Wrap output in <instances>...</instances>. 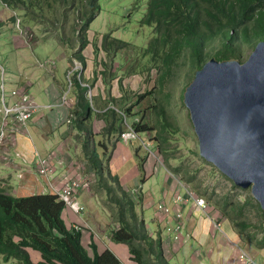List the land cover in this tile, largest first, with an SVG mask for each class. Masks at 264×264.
<instances>
[{"label": "trees", "instance_id": "1", "mask_svg": "<svg viewBox=\"0 0 264 264\" xmlns=\"http://www.w3.org/2000/svg\"><path fill=\"white\" fill-rule=\"evenodd\" d=\"M99 1L0 0V6L12 12L8 20L2 19L0 31L9 25L16 26L19 22L18 32L28 29L33 34L39 27L44 32H58V46L68 42L80 47L72 56L84 67L86 59L83 51L88 45L93 46L92 83L88 84L83 74L79 79L76 74L72 81V86L77 89V104L71 110V115L74 128L82 137L84 159V170L78 176L88 178L92 174L96 186L104 191L107 204L114 207L108 216L112 221L109 238L112 243L128 248L132 263L170 264L160 233L151 234L144 217L137 213L140 205L137 203L141 197L138 196L135 203L117 175L113 176L111 171L110 156L118 143L122 142V135L127 130L122 116H132V107L135 105L127 107L124 101H131V97L126 95L122 85H119L122 94L120 99L111 95V84L117 76L115 69L108 71L106 60L111 62L112 67L118 53L124 51L127 54L131 45L113 38L110 33L102 37L100 46L88 40L89 27L101 9ZM141 1L134 0V10L139 9ZM139 24L151 28V36L145 47L134 49L132 61H126L122 66L127 68L126 74L130 75H149L155 71L158 75V94L162 95L165 85L180 69L186 70V77H192L211 59L244 63L242 54L264 41V0H146ZM37 38L33 34V41H38ZM100 52L104 59H98ZM100 66L101 71L98 70ZM99 77L106 90V101L99 96L88 95ZM141 98L143 96H138L136 105L140 104ZM153 99L157 100V105L153 106L154 130L157 133L155 149L163 157L171 175L179 176L181 183L189 187V190H195L197 197L206 198L208 203L219 208L237 235L244 237L250 244H256L258 249L264 248V214L258 204L256 208L263 220L260 225H253L246 218L249 200L229 203L226 197L221 199L223 202H215L207 192L201 194L200 183L191 172L181 167L182 162L179 167L172 166L170 160L178 158L171 152L170 140L178 134L179 129L169 123L163 105V101H168V96L164 95L161 99L153 96ZM159 101L161 105H158ZM96 121L103 122L104 127L98 130ZM126 125L137 135L131 144L149 130V127L137 121ZM100 148L105 150L103 154L99 152ZM107 156L108 160H105ZM64 210L65 206L57 195L15 197L6 189H0V264H121L112 251L107 249L99 253L91 237L85 246V231L77 226H66L62 218ZM257 226L260 233H263L261 240L255 237L253 229ZM33 252L39 253V262H33Z\"/></svg>", "mask_w": 264, "mask_h": 264}, {"label": "rangeland", "instance_id": "2", "mask_svg": "<svg viewBox=\"0 0 264 264\" xmlns=\"http://www.w3.org/2000/svg\"><path fill=\"white\" fill-rule=\"evenodd\" d=\"M133 2L134 0H100V12L92 25H90L87 33L88 40L91 43H97L98 46H100L101 44L102 37L105 34L109 33L113 38L120 39L131 45L130 49L127 50V54H125L124 51H120L118 53L119 55H117V57L115 58L112 67L111 62H109V60H106V63H108V71L109 69H115L114 73L117 76V78L112 81L111 84V95L116 99H120L119 97L122 94L119 91V85H122L124 91L126 92V95L131 97V101H124L127 107L135 105L132 107V116L126 118L122 116L124 119V126L127 128L125 132L129 130L126 123L131 124L134 121H137V123H140L144 127H149V130H147L146 133L141 134V137H138V140L134 141L132 144L128 143L129 145H125L126 143L121 140L122 142H120V144L118 145L117 151L114 152L119 158H117L116 156V159L109 160L113 176L117 175L123 188H127L128 186H131L132 182L136 179H139L137 182L138 187L141 186L142 181L140 180L144 177V175H147L146 180H143V193L145 197L148 198V200L149 198L152 200L153 206L147 208V210L144 211V214L138 207L137 213L139 216H144V221L146 225L149 226L150 230H156L157 225L153 222L154 216L156 215L154 206L156 207L159 206V204L164 203V200L161 197V191L164 187V181L166 177L170 176L171 178L173 175L171 176L170 170L165 166L163 157L155 149L157 145V133L154 130L155 118L153 114V106L157 105V100H154L153 96L161 99L162 96L167 95L168 101H163V105L166 108L169 123L173 125V128L179 129L178 134L172 140H170L173 150L171 152L172 154L174 152V157L178 158L177 160H170L172 166L179 167L181 164L180 162H182L181 167H183L185 171L191 172V174L196 177V181L200 183L201 194H206L207 192V195L209 197L211 196V198L215 202L219 200L223 202L221 199L226 197L228 198L229 203L249 200L250 204L246 207V218L253 225H260V222L263 220V218L261 216V213L256 208V204L258 203L253 199L250 190H242L235 187L228 178L222 175L214 166L207 163L199 155L198 141L194 133L190 114L183 101L185 89L193 81L194 76L186 77V70L182 71L183 69H180L175 77L165 85V89L163 90L164 93L162 95H159L158 86L156 84L158 75L155 71L150 72L149 75H130V73L126 74L127 68L122 65H125L128 61H132V56L135 55L134 49L145 47L152 31L151 28L147 26H140L139 24L141 16L143 15L145 10L146 0L141 1L138 10L133 9ZM11 14L12 12L0 6V23H2L1 18H3L4 20H8ZM33 34L38 37V41L34 40L31 44L28 45L24 43L28 46V48H23L22 44H18V41L19 43H21V37L20 33L17 30V25H9L2 28V30L0 31V66L3 67L5 72L7 89L10 88L11 82L16 81L22 68V75L24 78L30 77L31 80L37 78H46L49 85H52L55 81H57L59 85L62 86V89L58 90V92H60L58 101H63L65 99L67 101H69V99H76L77 89L75 86H72V81L75 78L74 76L78 74L77 78L79 79L83 74V77L86 78L88 84L92 83L93 80V46L90 44L83 51V55L86 59V66L84 67L78 60H74L72 56L73 52L76 53L78 49H80L77 44H74L73 46L72 44L67 42L65 43V45L58 46V32H44L42 30V27L36 28ZM73 38L75 37L73 36ZM73 43H75V41ZM13 45L22 48L18 58L17 55L12 53L11 46L13 47ZM254 49L255 48L248 50L244 54H242V59L246 61L248 56L254 51ZM99 58L104 59L101 52L98 55V59ZM120 60L122 64H120ZM70 67H72V69ZM118 69H121V72H118ZM98 70L101 71L102 66H100ZM53 77L55 78V81ZM118 79H121L120 83L118 82ZM31 80L30 82H32ZM52 89L55 91L56 86H53ZM148 92L151 94H147ZM29 93L34 96L37 102L48 101L47 98L43 96V93L39 94L38 90H36L35 88L30 89ZM88 95L89 97L99 96L104 99L103 101H106V90L100 77L97 78L96 82H94L92 92L89 91ZM138 96H143V98H141L142 101H140V104L136 105L135 102L136 99H138ZM159 104H162L161 101L158 102V105ZM119 107L120 102L118 101L117 108L119 109ZM120 113L122 114V112ZM96 123V128L98 130L103 128V122L96 121ZM62 126V130L66 129V125ZM33 139L40 151V140L35 135ZM58 139V135H56L55 138L51 137L48 141L47 148H49L50 150L55 149L59 141ZM63 145L65 148L62 149L64 151H67V144L64 143ZM15 147L16 145L9 146L7 148V152L10 153V151L15 149ZM75 150H71V155L74 157L73 160H77L75 159V157L81 156L79 154V150H76L77 154ZM104 151L105 150L103 148L99 149V152L101 154H103ZM35 153L36 150H34L33 152L34 160ZM136 153H138V155H136ZM14 155L17 158H22L21 155L17 153V151H14ZM108 157L109 156H107L105 160H108ZM60 158H66L67 161L71 159L65 153H63L62 157ZM43 160L49 162L48 159ZM81 163H83V161ZM155 166L156 168L160 169V171L156 169L157 173L159 171L157 175L153 174ZM13 173L15 174V172ZM91 175H88L90 182L88 184L89 190H87V195L90 196L88 197V200L93 198L94 201L87 204L86 213H88L87 215H89L90 217L92 216V218L97 216L95 220L109 222V226L107 227H111L112 221L108 216L109 214H112V209L114 207L112 208L109 204H107L104 191L100 190L96 186L95 178H91ZM174 177L175 178L171 179L177 181L180 180L179 176ZM74 180H77V177H75ZM133 189H129L127 191L128 196L132 198L135 203H137L136 197L133 198L131 196V191ZM141 191L142 189L139 191V193ZM190 191H192L194 194L196 193L193 189H191ZM204 200L207 202V204L210 205V211H212L214 214H216L215 212H217L222 215L219 208L212 206L210 201V203H208V199L206 200V198H204ZM139 204L143 209L145 204L143 195L142 199L139 203H137V205ZM86 213L84 214V216L86 215ZM63 214L66 216L68 221H76L78 218L74 216L77 214L71 212L69 209H65ZM82 214H80L79 217H82ZM182 222H185L184 215L182 218ZM100 226L101 228L96 225L97 231H105V227L102 224ZM253 230L254 233L256 232V239L261 240L263 233H260L261 231L259 230V226L254 227ZM164 232L165 233H163V235L166 236V230ZM184 237L185 233L181 231L179 235L180 239L175 243L180 244ZM240 239L242 241L239 242V245L241 247L240 251H243L247 255L248 259L254 264H264V248L258 249L256 247V244H250L251 242L245 241L244 237H240ZM252 242H254V240H252ZM196 247V243L190 241L188 243V246L183 248L182 251L180 250L175 258L172 251H165V255L166 258L170 261V264H210L209 261L202 260V257L206 255V253H204V255L200 253V257L198 253L192 252L196 249ZM121 248L124 249V255L120 256L122 260L120 262L124 264H134L130 261L128 248L123 245L121 246ZM32 259L34 263L39 262V253L33 252Z\"/></svg>", "mask_w": 264, "mask_h": 264}, {"label": "crops", "instance_id": "3", "mask_svg": "<svg viewBox=\"0 0 264 264\" xmlns=\"http://www.w3.org/2000/svg\"><path fill=\"white\" fill-rule=\"evenodd\" d=\"M2 19L3 18H1V21ZM20 42L21 43L18 41V44H22L23 48H28L22 38H20ZM11 49L12 53L17 55L18 58L22 48L13 45V47L11 46ZM70 68L72 69V67ZM30 80V77H23L21 68L16 81L11 82V86L12 88H24L28 92L30 89L35 88L38 90L39 94L43 93V96L46 97L48 101H36L40 106V111L28 124L29 137L18 135L16 147L10 151L12 163L1 165L0 189H6L10 195L15 197L55 195V192L50 186L55 187V189L59 191L66 183L73 180L75 177H78V175H80V171L84 170L83 163H81L84 160L81 149L82 137L74 128L73 118L71 115V110L77 104V96L76 99H71L72 106H62L61 101H58V96L60 95L58 90L62 89V86L55 81V78V82L52 85L48 84V80L46 78L32 79V82H30ZM53 86H56L55 91L52 89ZM70 120L72 121L68 124L67 122ZM62 125H66V129L62 130ZM102 126L104 127V124ZM34 135L40 140V151L33 139ZM56 135H58L59 141L56 148L50 150L47 148L48 141L51 137L55 138ZM64 143L67 144V151L62 149L65 148L63 145ZM119 144L120 143H118V145ZM118 145L114 152L117 151ZM72 149H76L77 151L79 150V154L81 156L75 157L77 160H73L74 157L71 155ZM34 150L38 151L43 159L49 160L47 166L51 168L52 172L48 176H41L38 174V167L35 165L33 156ZM14 151H17L22 158L15 157ZM114 152L111 159H116L117 155ZM63 153L67 154L71 159L69 161H67L66 158L61 159L60 157H62ZM117 158L119 157L117 156ZM156 169L158 168L155 166L153 171L154 175H157L160 171V169H158L159 171L157 173ZM13 172H15V174ZM146 178L147 175H144V177L140 180L142 181V184L139 187L137 183L139 179H136L132 182L131 186L124 188L126 191L135 187L139 188V191L142 189L138 196H141V199L142 195L144 197L145 204L143 209L141 205L139 206L143 214L147 208L153 206L152 200L150 198L148 200L143 193V184ZM171 178L175 177L172 176ZM171 178L170 176L165 178L164 187L161 191V197L165 204L172 207L173 211H176V207L173 205V200L177 194L185 196L187 187L183 185L180 180L177 181ZM87 193L88 192L86 190L79 196L80 203L85 207V212L81 215L82 217L74 215L78 217L77 220L68 221L66 216L62 214V218L66 226H77L81 228L82 231H85L83 234V244L85 246L88 245L91 237L93 242L96 244L99 253L108 249L118 257L119 261H122L120 256L124 255V249L121 248L122 245H116L110 241L108 232L110 231V227H107L109 226V222L95 220V218H97L95 215H93L95 216L94 218L87 215V204L94 201L93 198L88 200V197L90 196H88ZM156 207L154 206L156 215L154 216L153 222L156 223L157 229L152 231L149 226H147V228L151 234H153V232L160 233L163 240L164 250L168 252L172 251L174 258L180 250L182 251L183 248L188 246V243L192 241L197 245L196 249L192 251L193 253H198L200 257V253L203 255L206 253V255H204L205 257H202L203 261H209L210 264H245L239 259V253L241 250L239 242H242L240 236L237 235L231 223L225 219V217L222 218V215L219 213L215 212L216 214H214L210 210L203 213L194 209V205L191 202L187 201L181 203L180 208L185 218L182 231L185 233V237L182 239V242L178 244L175 242L179 241L180 238L177 241H174L172 235L167 232V227H173L176 224L173 220V213H171L168 217H162L158 214ZM85 213L86 215L84 216ZM101 224L105 227V231L98 232L96 225L101 228ZM217 224L220 225V230L216 226ZM165 230L167 233L166 236L163 235ZM120 263L124 264L122 262Z\"/></svg>", "mask_w": 264, "mask_h": 264}, {"label": "water", "instance_id": "4", "mask_svg": "<svg viewBox=\"0 0 264 264\" xmlns=\"http://www.w3.org/2000/svg\"><path fill=\"white\" fill-rule=\"evenodd\" d=\"M199 155L264 214V41L244 63L211 59L185 89Z\"/></svg>", "mask_w": 264, "mask_h": 264}, {"label": "built area", "instance_id": "5", "mask_svg": "<svg viewBox=\"0 0 264 264\" xmlns=\"http://www.w3.org/2000/svg\"><path fill=\"white\" fill-rule=\"evenodd\" d=\"M19 27V22H17ZM28 29L19 30L21 38L25 43L31 44L33 41V34ZM5 72L2 66H0V167L3 164H11L12 157L7 152L9 146H15L17 136L22 135L29 137L28 124L31 119L40 111V106L36 102L33 95H31L24 88H8L6 86L7 80L5 79ZM72 100H61L62 106H72ZM72 120L67 123L70 124ZM137 139V135L134 131L128 130L123 133L122 141L126 144ZM148 149V148H146ZM35 162L38 167V174L41 176H48L52 170L47 166L48 162L43 160L39 153H35ZM55 192V195L59 197V200L64 204L65 208L69 209L73 213L80 215L85 212L84 206L79 201V196L82 192L88 190L87 178L77 177V180H71L66 183L59 191L55 187L50 186ZM139 188H134L131 191V196L138 197ZM191 201L194 205V209L205 213L210 209V205L201 198L197 197L188 188L186 189L185 196L177 194L173 200V205L176 207V211H173L172 207H169L165 203L157 206V212L162 217H168L173 213V220L176 222L175 226L167 227V232L170 233L174 241L179 239V235L183 230V212L180 208L181 203ZM218 228L219 224L216 225ZM79 228V227H78ZM81 229V228H79ZM220 230V228H219ZM239 259L245 264H254L250 261L247 255L240 251Z\"/></svg>", "mask_w": 264, "mask_h": 264}]
</instances>
